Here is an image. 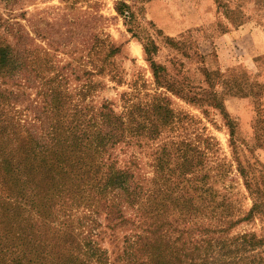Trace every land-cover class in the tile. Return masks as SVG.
Returning <instances> with one entry per match:
<instances>
[{"label": "trees", "instance_id": "1", "mask_svg": "<svg viewBox=\"0 0 264 264\" xmlns=\"http://www.w3.org/2000/svg\"><path fill=\"white\" fill-rule=\"evenodd\" d=\"M97 43L106 57L120 53ZM36 49L0 33V264H264V179L239 167L253 200L241 211L209 181L211 138L201 148L173 129L166 91L140 99L135 87L117 110L95 99L105 64L53 73ZM157 50L145 46L154 84L169 91ZM19 78L40 88L34 99L23 91L24 117L10 107L18 93L3 87ZM134 148L149 151L152 176ZM257 219L259 231H234Z\"/></svg>", "mask_w": 264, "mask_h": 264}, {"label": "rangeland", "instance_id": "2", "mask_svg": "<svg viewBox=\"0 0 264 264\" xmlns=\"http://www.w3.org/2000/svg\"><path fill=\"white\" fill-rule=\"evenodd\" d=\"M123 2L129 8L120 13ZM7 23H17L20 33H8ZM237 30L256 32L258 41L245 42L263 47L264 0H0V33L9 40L20 35L27 47L37 48L43 64L51 60L53 73L105 64V73L95 76L102 83L97 101L108 99L121 110L122 94H135V87L142 89L140 99L146 91H166L178 120L173 129L183 130L201 148L208 144L202 137L211 138L209 181L239 199L237 206L247 212L253 200L239 167L251 178L264 179V53L253 57L255 67L251 61L222 67L216 41ZM98 39L120 47V53L106 57ZM153 44L158 49L153 60L165 68L169 91L154 84L145 53ZM14 83L3 85L18 93L15 103H7L24 117L20 111L29 100L23 91L34 99L40 88L21 78ZM216 101L224 103L227 116ZM132 150L141 159L140 170L152 176L149 151ZM261 226L257 219L234 231Z\"/></svg>", "mask_w": 264, "mask_h": 264}, {"label": "crops", "instance_id": "3", "mask_svg": "<svg viewBox=\"0 0 264 264\" xmlns=\"http://www.w3.org/2000/svg\"><path fill=\"white\" fill-rule=\"evenodd\" d=\"M259 37L260 35L256 32H250L246 30H237L233 34H225L224 36L220 37L216 41V44L219 53H221V66L228 67L232 64L240 62H246L250 64L251 61V67H255V64L252 59L257 55H261L264 53V45L263 47L259 45H254V47H248L245 40L253 39L254 41H258L257 39ZM233 99L234 97L228 99V102H233Z\"/></svg>", "mask_w": 264, "mask_h": 264}]
</instances>
